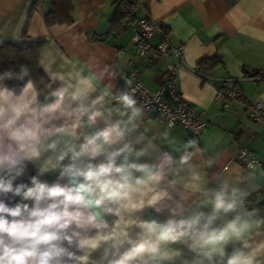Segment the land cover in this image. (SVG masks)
Wrapping results in <instances>:
<instances>
[{
    "label": "clouds",
    "instance_id": "obj_1",
    "mask_svg": "<svg viewBox=\"0 0 264 264\" xmlns=\"http://www.w3.org/2000/svg\"><path fill=\"white\" fill-rule=\"evenodd\" d=\"M39 64L0 73V264H264L242 181L209 177L194 140L159 142L135 90Z\"/></svg>",
    "mask_w": 264,
    "mask_h": 264
},
{
    "label": "crops",
    "instance_id": "obj_2",
    "mask_svg": "<svg viewBox=\"0 0 264 264\" xmlns=\"http://www.w3.org/2000/svg\"><path fill=\"white\" fill-rule=\"evenodd\" d=\"M32 1L0 0V41L42 40L39 61L54 58L59 64L62 57H68L90 65L114 90L129 88L132 72L154 90L164 79L167 65L175 64L171 53L147 51L138 56L134 47L139 19L150 16L160 21L170 41L183 48L187 67L178 70V89L196 112L203 113L207 125L195 138L183 126H170L151 114L144 115L143 124L166 147L182 149L189 140L196 141L193 163L209 177L223 175L242 181L241 186L251 192L248 203L264 209L260 191L264 186V133L246 114L248 105L264 102V0H140L136 21L126 24L120 33H110L104 41L94 35L108 29L111 0H74L72 22L50 26L43 17L49 5L42 1L22 35ZM156 38L154 34L151 40ZM212 56L220 60L215 67L195 71L199 61ZM219 83L235 96L219 93ZM241 147H248L261 164L243 167L237 158ZM209 160L212 165L206 167ZM44 179L52 181L55 176Z\"/></svg>",
    "mask_w": 264,
    "mask_h": 264
},
{
    "label": "built area",
    "instance_id": "obj_3",
    "mask_svg": "<svg viewBox=\"0 0 264 264\" xmlns=\"http://www.w3.org/2000/svg\"><path fill=\"white\" fill-rule=\"evenodd\" d=\"M137 2L142 5L140 0ZM154 34L157 38L152 41L151 37ZM133 44L138 56H142L147 51H155L163 55L171 53L176 57L175 64L167 65L164 79L154 90L141 81L136 73L130 74L133 82L129 89L135 90L138 103L144 107V115L158 116L170 126L181 125L192 137L197 138L206 127L207 120L203 113L195 111L194 106L183 97L178 89V70L187 67L182 46L173 44L164 31L162 23L150 16L139 19L138 28L133 34ZM221 84L223 83L218 85L219 93H224L228 97L235 96L233 90L227 86L222 89ZM246 114L249 119L260 124L261 131L264 133V102L254 101L247 106ZM237 158L245 168L261 164V160L248 147H241ZM260 191L264 195V186Z\"/></svg>",
    "mask_w": 264,
    "mask_h": 264
},
{
    "label": "trees",
    "instance_id": "obj_4",
    "mask_svg": "<svg viewBox=\"0 0 264 264\" xmlns=\"http://www.w3.org/2000/svg\"><path fill=\"white\" fill-rule=\"evenodd\" d=\"M42 1L49 5L43 16L45 25L72 22L74 0H33L22 27V35H26L31 15ZM111 6L112 14L108 19V29L100 34H95L94 38L97 40L104 41L110 33H120L126 24L136 21L137 0H111ZM43 46L44 41L42 40L31 43H21L9 39L0 41V73L9 68L18 71L20 65H27L32 70L33 76L38 79L44 75L39 66V56ZM219 61L216 56L202 59L198 62L195 71L201 73L203 70L211 69ZM30 174H33L31 169Z\"/></svg>",
    "mask_w": 264,
    "mask_h": 264
}]
</instances>
